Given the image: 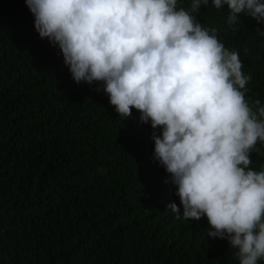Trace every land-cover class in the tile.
<instances>
[{
  "label": "trees",
  "instance_id": "trees-1",
  "mask_svg": "<svg viewBox=\"0 0 264 264\" xmlns=\"http://www.w3.org/2000/svg\"><path fill=\"white\" fill-rule=\"evenodd\" d=\"M229 12L208 0L194 15L238 51L246 98L264 105V22L241 13L229 26ZM139 115L124 120L102 83L73 80L25 0H0V264H239L226 239L207 235L206 216L167 209L180 200ZM256 148L259 172L264 143Z\"/></svg>",
  "mask_w": 264,
  "mask_h": 264
},
{
  "label": "clouds",
  "instance_id": "clouds-1",
  "mask_svg": "<svg viewBox=\"0 0 264 264\" xmlns=\"http://www.w3.org/2000/svg\"><path fill=\"white\" fill-rule=\"evenodd\" d=\"M212 2L218 10L227 4L229 26L241 24V13L264 22L261 0ZM25 3L77 84L102 83L120 117L130 120L136 109L139 122L151 124L153 158L180 200L167 205L175 218L206 216L207 235L226 239L239 264L264 259V169L249 167L264 143V105L246 98L251 74L238 51L194 15L208 0L187 10L177 0Z\"/></svg>",
  "mask_w": 264,
  "mask_h": 264
}]
</instances>
